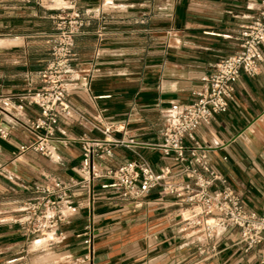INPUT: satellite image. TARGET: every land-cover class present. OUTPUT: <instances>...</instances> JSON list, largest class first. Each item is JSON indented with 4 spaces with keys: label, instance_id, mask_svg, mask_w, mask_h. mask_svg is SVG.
Returning a JSON list of instances; mask_svg holds the SVG:
<instances>
[{
    "label": "crops",
    "instance_id": "1",
    "mask_svg": "<svg viewBox=\"0 0 264 264\" xmlns=\"http://www.w3.org/2000/svg\"><path fill=\"white\" fill-rule=\"evenodd\" d=\"M48 1L0 0V93L17 102L21 93L39 87V72L49 59L45 41L61 9L89 14L74 38L71 78L91 68L95 76L89 92L76 87L68 93L75 112L71 119H58L53 157L32 149L20 152L19 145L31 141L33 133L13 112L0 116V183L26 196L21 186H32L44 175L75 176L81 158L77 137H104L93 126H101L95 118L112 125L108 139L121 141L105 164L144 159L155 172L168 168L173 177L166 181H181L180 163L157 148L163 112L171 102L192 101L200 77L238 49L241 25L256 16L259 0ZM100 9L107 17L106 35L97 42ZM261 51L258 72L239 74L228 108L195 130L211 167L254 211L264 205V46ZM38 114L36 105L24 104L23 119ZM101 182L94 186L91 210L81 209L59 224L65 236L54 252L66 264H264L262 246L245 250L236 229L219 238L214 255L197 250L199 236L182 231L180 216L187 210L174 196L153 188L138 200L122 199L100 188ZM82 196L77 192L74 198ZM87 223L90 248L75 236ZM23 236L16 224H0L1 242L20 247L29 239ZM42 251L32 247L34 264L41 263Z\"/></svg>",
    "mask_w": 264,
    "mask_h": 264
},
{
    "label": "built area",
    "instance_id": "2",
    "mask_svg": "<svg viewBox=\"0 0 264 264\" xmlns=\"http://www.w3.org/2000/svg\"><path fill=\"white\" fill-rule=\"evenodd\" d=\"M34 1L42 4L46 0ZM88 15L86 13L83 17L77 10L65 12L61 9L60 14L53 18V27L45 41L49 59L39 72V87L21 93L17 102L0 93V116L13 112L33 133L31 141L19 145L20 152L32 149L53 157L55 149L51 140L58 119H71L75 112L67 101L68 93L76 87L90 91L96 70L91 68L71 78L74 38L88 24ZM95 15L101 19L95 30L96 40L101 42L106 35L107 17L104 9L96 11ZM262 46L264 0H259L256 16L241 25L238 49L217 61L212 71L200 77L198 88L192 91V101L171 102L164 110V125L157 148L180 163L181 181H166L173 177V173L168 168L155 172L144 159H131L114 167L105 164L112 156L113 145L121 141L108 139L106 136L112 125L104 126L100 119L95 118L101 126H93L104 137L91 138L84 134L77 137L81 158L74 168L75 176L63 179L44 175L42 181L32 186L23 184L21 188L27 195L14 208L17 215L11 223L31 238L33 247L48 250L65 236L59 224L81 209L91 210L95 199L94 186L98 180H103L100 188L112 189L122 199L138 200L157 188L160 194L174 196L185 207L188 214L180 216L182 231L199 236L196 248L204 255H214L219 238L236 229L245 250L262 246L264 263V205L260 211L246 208L239 193L211 167L206 149L195 138L197 127L208 124L214 114L228 108L239 74L243 72L253 76L258 72L263 59ZM24 104L36 105L39 114L23 119ZM3 133L0 128V134ZM77 192H84V196L75 199ZM91 229V224L87 223L82 232L75 235L81 237L89 248ZM87 258L88 254L80 261Z\"/></svg>",
    "mask_w": 264,
    "mask_h": 264
},
{
    "label": "rangeland",
    "instance_id": "3",
    "mask_svg": "<svg viewBox=\"0 0 264 264\" xmlns=\"http://www.w3.org/2000/svg\"><path fill=\"white\" fill-rule=\"evenodd\" d=\"M46 2L49 3L50 1L46 0ZM104 2L105 0H101V4ZM22 193L21 190H11L0 183V224L11 223L12 219L17 215L12 209L17 207L20 200L25 197V195L21 196ZM23 237L27 239L25 233ZM32 247L31 238L24 241V243L22 242L20 247L12 243L0 241V264H34V255L31 253ZM55 250L56 245L52 246L51 249L38 253V255H41V260L47 259L49 261L46 264H66L65 260L67 259L62 254H55ZM19 256L22 257L18 260ZM12 259L14 261H10Z\"/></svg>",
    "mask_w": 264,
    "mask_h": 264
},
{
    "label": "bare ground",
    "instance_id": "4",
    "mask_svg": "<svg viewBox=\"0 0 264 264\" xmlns=\"http://www.w3.org/2000/svg\"><path fill=\"white\" fill-rule=\"evenodd\" d=\"M188 214V212H186V213H184V215L186 216ZM49 261L47 260V259H43V260H41V264H46V263H48Z\"/></svg>",
    "mask_w": 264,
    "mask_h": 264
}]
</instances>
